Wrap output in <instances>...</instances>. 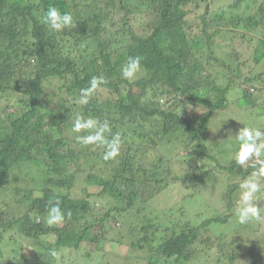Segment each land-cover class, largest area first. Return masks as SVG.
<instances>
[{"label":"trees","instance_id":"1","mask_svg":"<svg viewBox=\"0 0 264 264\" xmlns=\"http://www.w3.org/2000/svg\"><path fill=\"white\" fill-rule=\"evenodd\" d=\"M252 2L0 0V257L1 244L11 239L32 242L35 259L11 251V258L28 264L46 257L50 264L71 250L111 251L126 239L150 264H156L151 253L158 262L182 264L196 256L199 243L216 246L217 262L223 256L235 263L241 249L236 238L233 250L224 251L223 233L211 229L232 214L219 212L195 225L181 216L182 208L173 214L171 206L152 201L175 180L189 187L219 183L215 165L242 181L257 170L237 165L234 154L221 164L214 144L201 143L227 108L232 82L241 91L232 104L251 105L247 118L252 110L255 117L264 115L258 96L264 69H253L264 62V0L255 12ZM51 7L71 14L75 27L53 30L45 24ZM132 57L140 58L142 70L126 80L121 69ZM93 76L106 83L82 104L81 89ZM225 76L223 87L219 80ZM77 114L108 121L112 133L121 135L116 159L105 161L102 146L77 142ZM166 144L190 156L182 174L171 168L180 151L157 149ZM234 187L223 192L229 196ZM57 200L65 220L50 225L47 209ZM120 221L131 228L110 238L123 227L115 226Z\"/></svg>","mask_w":264,"mask_h":264},{"label":"rangeland","instance_id":"2","mask_svg":"<svg viewBox=\"0 0 264 264\" xmlns=\"http://www.w3.org/2000/svg\"><path fill=\"white\" fill-rule=\"evenodd\" d=\"M252 2V12H255L257 9V5L260 0H254ZM216 6V5H215ZM254 72H258L264 69V62H261L259 65L253 67ZM230 76V74H228ZM228 78H221L219 82L224 87L226 85ZM258 86H260V81H257ZM222 87V88H223ZM241 96L240 87L238 85V81L232 82L226 91V98L228 101V106L222 113L221 117H216V120L210 123V128L208 129L205 137L202 138L201 143L204 145L214 144L212 146V153H220L219 157H217L221 164L226 165L227 159L232 157L235 153V149H237L236 141L234 140V136L237 131L242 127H252L259 128L264 131V115L256 116L255 112L252 110L250 112L251 117L249 115L250 107H242L237 104H232V102H238V97ZM261 101H264V92L263 94H258ZM264 103V102H263ZM188 107V109H190ZM249 109V110H248ZM253 119V120H252ZM222 141V142H221ZM220 144L223 145L222 149L219 147ZM176 147H180L177 143ZM170 149L169 154H176L179 149H172V146L169 144L159 145L157 149L160 151L162 148ZM156 150H150L151 153L149 155L153 156V154L157 153ZM180 151V150H179ZM166 152V151H165ZM262 159H264V153H262ZM190 156L183 151H180V155L175 157L173 164L171 166L172 171L181 169L180 174L183 171H186L188 162L190 161ZM209 164V163H208ZM212 165L215 163L212 161ZM195 165L194 162L191 163L193 167ZM173 171V172H174ZM257 171V170H255ZM254 172V171H253ZM252 172V173H253ZM217 177V181L219 183H207L206 185L189 187L187 182L181 183L179 180H175L169 183L168 187L165 188L157 197L152 201L153 205L159 208L171 206L172 213L174 214L182 208L181 216L188 221H191L192 224L197 225L201 218H207L213 214L221 212V214L230 213L232 216L228 219L226 223H213L211 224V229L213 233L218 235V230H221L222 242L224 243V251H231L235 244H233L234 237L236 238V243L241 247V249L236 250V259L234 264H256L257 260L260 259L264 264V222H249L246 224H239L238 217L236 216V208L239 203L240 195L242 189H240V184L242 182V178L240 174L230 173L226 169H222L218 167V165L214 166L213 174ZM251 175V174H250ZM249 175V176H250ZM248 178V177H247ZM259 181L261 184V192L258 194L257 203L262 210H264V177H259ZM234 190L231 195L227 196V193H224V190H229L230 187ZM98 187L91 186V190H97ZM227 188V189H226ZM196 189V190H195ZM34 191V190H33ZM197 191L198 195L194 193ZM32 194L38 195L39 191L31 192ZM224 201H223V199ZM226 203V204H225ZM16 211V210H15ZM178 214V213H177ZM180 214V213H179ZM239 224V230L236 231L235 227ZM119 229L117 232H111V237H117L116 235L120 234L126 228H131L127 222H124L123 225L121 221L116 223L115 225ZM244 229V230H242ZM220 233V234H221ZM233 237V238H231ZM119 238L124 239L121 235ZM52 237L48 238V241L51 240ZM13 239L6 241L1 244V249L3 255L0 257V264H28L22 263L21 257L18 256L16 259L11 258L13 256L12 249L18 248L24 256L29 259H35L34 248L32 247V242L27 239L12 241ZM212 239L211 241H213ZM230 243L227 246L225 243ZM199 252L188 261H185L182 264H228L227 260L224 257H221V260L216 261V246L213 243L204 244L199 243ZM129 243L124 239L123 244H119L118 242L113 244V248L107 250L106 252L94 251L93 249H81V250H71L66 252V254L59 255L56 261H52L50 264H150L148 262V255L146 253H137L136 251H131V248L128 247ZM94 246L92 245V248ZM108 247V245H107ZM88 255H87V253ZM63 252V251H62ZM202 252V253H200ZM61 253V252H60ZM239 256H238V255ZM17 255V252H16ZM151 260L156 262V264H164L163 262H158L157 257H155L151 253ZM261 257V258H260ZM47 257L45 260L41 259L42 264H49L47 261ZM34 264H41L37 259L34 261Z\"/></svg>","mask_w":264,"mask_h":264},{"label":"clouds","instance_id":"3","mask_svg":"<svg viewBox=\"0 0 264 264\" xmlns=\"http://www.w3.org/2000/svg\"><path fill=\"white\" fill-rule=\"evenodd\" d=\"M43 19L44 23L53 30L75 27L71 14L61 13L55 7L49 8ZM141 70L140 58L132 57L122 67L121 75L123 79L132 80L137 77ZM105 83L106 81L102 76H93L89 87L81 89L80 103L86 104L91 94ZM72 132L80 134L75 139L85 146L104 147L103 159L105 161L114 160L120 154L121 135L112 133L108 121L100 122L95 118H85L77 114L73 120ZM109 136L111 139L108 138ZM233 138L239 145L233 156L235 163L241 167L247 166L257 169L239 186L242 192L236 208V216L241 224L264 222V210L257 203L258 194L261 192L259 177H264V159L261 158L262 153H264V131L259 128L242 127ZM65 216L66 213L61 208L59 200L50 203L47 209L48 224H61L64 222ZM51 255L55 257L57 252L53 250Z\"/></svg>","mask_w":264,"mask_h":264},{"label":"bare ground","instance_id":"4","mask_svg":"<svg viewBox=\"0 0 264 264\" xmlns=\"http://www.w3.org/2000/svg\"><path fill=\"white\" fill-rule=\"evenodd\" d=\"M253 120V119H252Z\"/></svg>","mask_w":264,"mask_h":264}]
</instances>
